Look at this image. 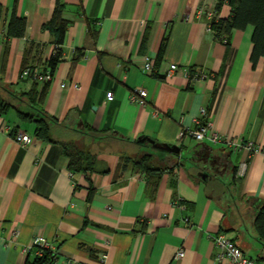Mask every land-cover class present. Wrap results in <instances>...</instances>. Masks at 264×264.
<instances>
[{"label": "crops", "instance_id": "0c3cea01", "mask_svg": "<svg viewBox=\"0 0 264 264\" xmlns=\"http://www.w3.org/2000/svg\"><path fill=\"white\" fill-rule=\"evenodd\" d=\"M56 1L0 0V78L14 104L0 112V264H35L44 254L48 264H231L216 260L217 234L264 261L254 225L264 151L239 181L246 150L180 137L206 110L214 131L264 150V59L250 60L252 26L226 45L210 22L230 17L227 1L216 10L218 0H60L69 24L41 109L57 122L54 138L96 156L91 170L73 172L63 145L35 137L16 113L32 112L21 95L43 88L21 70L31 42L27 65L44 70L55 43L43 25ZM14 11L26 32L8 38ZM145 56L153 72L142 70ZM201 71L208 77L187 76ZM135 89L147 91L146 104L129 99ZM18 129L30 143L16 141ZM142 155L167 168L155 190L133 163ZM36 237L50 243L42 256Z\"/></svg>", "mask_w": 264, "mask_h": 264}, {"label": "trees", "instance_id": "16d2710c", "mask_svg": "<svg viewBox=\"0 0 264 264\" xmlns=\"http://www.w3.org/2000/svg\"><path fill=\"white\" fill-rule=\"evenodd\" d=\"M224 1L228 2L231 8V15L228 18H213L211 20L210 28L214 35L221 39L226 45H229L231 33L234 30H244L246 27L252 26L253 33L251 40L253 46L250 60L255 64L260 58L264 59V0H218L216 3V10L221 8ZM63 8L64 4L60 0H57L50 20L43 25L44 29L49 30L54 35V48L50 57L44 63V71H48L50 74H53L57 64L63 56L62 45L69 24V21L63 16ZM26 27V18L17 16L14 11L7 24V37H23L26 32ZM34 46L35 44L31 42L28 43L25 49L22 72L30 67L27 65V61ZM163 49L164 43L162 42L158 51V58L161 57ZM43 84V88L40 92L33 87L28 93L21 95L22 99L26 100L34 110L32 112H26L16 109L19 123L24 126H32L33 135L43 141L61 143L68 157L69 170L73 172H87L91 170L96 160L94 154L79 150L74 144L58 140L51 134L53 125L57 124V122L54 118L47 116L41 109V104L44 101L49 81L43 82ZM5 93H8V91L0 78L1 114L6 113L10 108H14L13 102L5 96ZM170 148L172 149V147ZM125 161H127L126 158ZM133 163L137 165V170L146 175L147 187L155 190L162 173L167 168L152 166L151 157L149 155H142L137 159H133ZM241 178L243 177H238L235 169V179L241 181ZM254 225L260 239L264 242V204L260 207L255 217ZM49 261V255L44 254V256L36 259L35 264H48Z\"/></svg>", "mask_w": 264, "mask_h": 264}, {"label": "built area", "instance_id": "2783aa9c", "mask_svg": "<svg viewBox=\"0 0 264 264\" xmlns=\"http://www.w3.org/2000/svg\"><path fill=\"white\" fill-rule=\"evenodd\" d=\"M142 70L146 72H153L154 70V60L148 56L143 57ZM177 70L176 64H171L169 70L167 71V76H171ZM190 80H197L207 78L208 75L204 72H188ZM22 78L30 79L32 81L48 82L52 79V74L48 71L40 70L37 66H30L26 68L22 74ZM147 91L145 89H135L130 92L129 99L139 105L146 104ZM109 100L112 99V94L107 97ZM189 135L196 141H203L208 138L214 143L224 144L226 147L234 151L246 150L247 155L243 158L237 165L236 174L238 177H245L248 167L249 159L255 153L264 151L260 146L254 144L253 142L235 143L231 138L221 135L213 130L212 121L210 119V114L206 110H202L201 117L196 120V127L194 129H182L180 132V137ZM16 141L25 145L31 142V135L22 130L18 129L15 135ZM214 244L217 248L216 260L218 262L222 260H227L231 264H264V261L258 262L255 259L248 257L244 254L240 247H238L233 241L227 238L224 234H217L213 237ZM33 245L37 246L36 255L42 256L44 252L50 247V243L42 238L36 237L33 239ZM184 255L182 250H179L177 257L181 258ZM68 264H74V262H68Z\"/></svg>", "mask_w": 264, "mask_h": 264}]
</instances>
